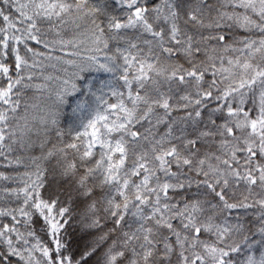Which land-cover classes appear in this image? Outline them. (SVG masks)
<instances>
[{
	"label": "snow or ice",
	"instance_id": "1",
	"mask_svg": "<svg viewBox=\"0 0 264 264\" xmlns=\"http://www.w3.org/2000/svg\"><path fill=\"white\" fill-rule=\"evenodd\" d=\"M0 264H264V0H0Z\"/></svg>",
	"mask_w": 264,
	"mask_h": 264
}]
</instances>
